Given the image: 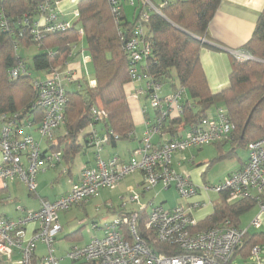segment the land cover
<instances>
[{
	"label": "built area",
	"instance_id": "built-area-1",
	"mask_svg": "<svg viewBox=\"0 0 264 264\" xmlns=\"http://www.w3.org/2000/svg\"><path fill=\"white\" fill-rule=\"evenodd\" d=\"M39 18L34 22L31 33L36 40L41 33L61 32L68 29L70 21L61 18L56 0H37ZM115 3V0H111ZM133 3V1H132ZM152 8L156 9L151 5ZM117 18V10L113 9ZM142 19H147L143 15ZM0 27L11 30V22L0 5ZM144 28L137 24L132 36L125 41V49L130 53V78L133 84L146 78L140 64L151 52L150 42L144 39ZM122 39H125L122 37ZM238 59H251L243 49L232 50ZM26 72L20 64L11 70L17 77ZM70 75V74H68ZM72 78L58 70L49 77L39 80L38 100L33 107L42 109L37 131L41 138L53 141L56 132L66 123L68 103L67 82ZM163 84L148 82L146 87L133 88L131 94L139 99L147 95L151 106L157 111L153 121H147V129L141 144L134 148L128 158L116 152L102 155L105 146L119 136L111 129H99L91 124L88 145L96 150L94 159L86 162L80 170L77 181L63 195L55 200L41 199L39 209H25L18 206L21 215L12 219L0 214V255L12 258L15 249L21 256L19 264H31L36 247L44 243L46 252L38 258L37 264H230L234 252L251 229L262 227L260 214L264 213V138L250 141L247 145L248 159L218 185H197L189 174L179 172L174 167V155L189 148H202L217 144L229 138L233 131L223 108L209 114L189 128L183 135L154 142L153 137L161 133L166 119L183 115L184 89H177L161 95ZM135 90V93H134ZM92 117L98 123L107 119L104 109L92 108ZM18 114H1L0 121V183L6 186L10 181L20 180L30 193L37 192L38 175L43 168H53L63 161L62 152L44 153L42 142L26 132L25 125L18 126ZM44 166V167H43ZM67 169L63 171L66 173ZM140 173L141 180L129 186L127 195L121 197L116 206L107 202L105 207L113 213L112 219L104 226L94 223L92 228L102 234L93 237L85 245H75L65 256L57 253L56 241L62 231L60 213L89 201L100 195L103 189H115L129 175ZM175 187L181 198L187 201L173 208L163 204L155 205L157 189L169 190ZM200 191H214L227 194L228 203L251 200L257 205L259 215L249 227H237L226 219L214 227L199 229L193 212L207 204L195 200ZM154 196H149V194ZM101 207H98L99 211ZM34 224L36 229L27 237V226ZM156 245L169 247L159 251ZM174 250L180 253H173ZM262 246H255L249 260L252 264H263Z\"/></svg>",
	"mask_w": 264,
	"mask_h": 264
},
{
	"label": "trees",
	"instance_id": "trees-1",
	"mask_svg": "<svg viewBox=\"0 0 264 264\" xmlns=\"http://www.w3.org/2000/svg\"><path fill=\"white\" fill-rule=\"evenodd\" d=\"M221 2L163 0L156 3V0H143L139 13L129 21L121 0H115V3L111 0H81L77 19L70 21L67 30L43 32L36 40L31 28L39 18L38 1L0 0L11 22V30L0 27V113L18 114V126L24 124L25 129L32 116L41 120L42 109L33 107L39 95L37 82L45 79L38 75H49L64 66L74 46L83 42L84 49L92 57L95 80H75L76 88L67 89L65 133L57 143L50 141V148L63 153L67 165L65 174L71 175L77 156L92 148L87 139L91 124H103L102 128L111 129L119 136L118 140L115 137L111 140L113 147L119 140L129 139L136 125L128 92L137 87L130 78V53L125 49V41L140 24L144 28V39L150 42L151 52L145 63L140 64L146 78L139 82V87L145 88L148 82H152L169 84L173 91L184 89L185 92L183 115L166 119L164 126L178 133V127H192L208 116L213 108H216L213 114L223 108L233 124L229 138L216 144L217 154L207 163L205 174L215 161L231 158L240 148H247L250 141L264 138V12L257 20L251 39L241 48L252 58L238 59L233 55L228 85L219 92H213L200 56L202 49L210 46L206 37ZM113 9L118 12L117 18ZM144 14L147 15L145 20L142 19ZM32 46H37L38 51L33 55L31 68L19 51ZM20 64L25 66L26 72L15 78L11 70ZM92 108L106 110L107 119L102 123L95 121ZM88 127L90 131L81 139L82 131ZM226 145H229L227 149ZM2 193L0 190V205L7 201ZM226 198L227 194L222 193L219 202L214 204V212L199 223L200 229L214 227L226 219L241 227L242 216L256 206L251 200L227 203ZM82 233L80 227L65 237L80 240ZM263 244V231L248 232L237 246L230 264H249L247 261L253 247ZM156 247L159 251L169 249L164 245ZM173 253L180 252L174 250ZM35 262L34 256L31 264Z\"/></svg>",
	"mask_w": 264,
	"mask_h": 264
},
{
	"label": "crops",
	"instance_id": "crops-1",
	"mask_svg": "<svg viewBox=\"0 0 264 264\" xmlns=\"http://www.w3.org/2000/svg\"><path fill=\"white\" fill-rule=\"evenodd\" d=\"M80 1L81 0H57V2H58L57 3V11L60 14L61 18L64 20L72 21V22L75 21L77 19L76 15H77V9H78ZM162 1L163 0H156V3H162ZM170 1H173V0H170ZM121 2L123 5L125 16H126L127 20H129V21H132L134 19L135 15L137 13H139L140 9L143 6V5H141L143 3V0H133V3L131 2V0H121ZM263 12H264V0H222L218 11L216 12L214 18L212 19V21L210 22V25H209L208 35L206 37V40L208 41L210 46L203 48L201 51V56H200L201 63H202L203 69L206 73L209 86L213 92H219L224 87H226L228 85L229 76H230V72H231V63H232V59H233L232 50L241 49L243 47V45L251 39V37L254 33V30H255L257 20ZM79 44H83V42H80ZM78 45L76 47L74 46L73 51H72L71 55L69 56L68 60L65 62L64 66H62L60 68V69H62L63 74L65 76H70L72 74L73 76L76 77V79H72V80H74L73 82H67V86L69 84H74V82H76L75 80H77L78 76L83 75V73L84 74L86 73L88 75V76H86V79L89 82H92L95 80L94 77H90V70L88 67V62H87V59H85L87 51L84 48L79 49ZM68 74H70V75H68ZM40 75H38L39 78L40 77L47 78L50 76V74L49 75L43 74L42 76H40ZM84 77L85 76L83 75V78ZM79 79L84 80V79H82V77H80ZM140 85H141V83H136L135 87L138 88ZM166 87L168 89H165ZM172 91H173V88L170 87L169 84H164L162 87V90H161V95H166L168 93H171ZM144 100H149V98L146 96H141L138 101H136L130 105L135 125L143 124V123L145 125V129H144V132L142 134L143 136H144V133L147 129V121L148 120L153 121L152 119H150V117H148L149 112L147 111V109L140 105V102L144 101ZM215 110H216V108H213L212 110L209 111V114H213ZM156 115H157V111L155 110V117H156ZM155 117H154V119H155ZM39 121L40 120H35V115L32 116V119L28 123L25 130H26V132L32 134L37 140H40L42 142L43 151H44V153L47 154L49 152H52V149L50 148L51 143L49 141L43 140L41 138L39 132L37 131ZM97 127L99 129H101L103 127V124L97 125ZM189 128H190V126H187L184 128L178 127V130H177L178 133H176L175 130L173 131V130H169V128H165L161 131V133H158L153 137V141L158 143V142L165 141L167 139H171V138L183 135L187 130H189ZM89 131H90V129H89ZM89 131H87V132H85V130L82 131L80 138L82 139ZM136 132H137V128H135V132H134L132 137H130L129 139H124V140L132 141V142L138 140V144L136 143L135 144L136 146L132 147L131 150L128 147H125V153H122V154L118 153V154L122 155L124 158H128L131 151L141 144L143 136L138 137ZM64 133H65V125L62 126L56 132V136H55V139L53 140V142L57 143L58 138L60 136H62ZM124 140H119L116 147L120 144V141H124ZM210 146L216 147V144L208 145L205 147H210ZM228 146L229 145H226L225 148L227 149ZM205 147H202V148L192 147V148L187 149L184 152L176 153L174 155V167L178 171L181 172V170H182L181 168L184 165V163L186 162V156L180 157L179 154L188 153L187 154L188 156L193 155V157H194L195 156L194 152L196 150L201 151ZM247 152H248V150H247ZM175 156L177 157V159H175ZM247 159H248V156L245 159H241L239 161V163L236 164L228 174L239 170L245 164ZM192 160H194V159H192ZM90 161H92V160L87 159V162H90ZM0 162H1V154H0ZM60 164H64L67 167L64 159ZM204 164L205 163H203V165ZM205 165L207 167V164H205ZM200 166L202 167L201 164L197 165L196 167H200ZM201 167L199 170H195V168H193V169L191 168L189 173H187L190 175L191 180L197 185H203L204 184V183H202V176H204L203 173L206 170V167H205V169H204V167L203 168H201ZM43 169H44V171H41V172L46 173L47 170H45V168H43ZM195 171H198V175L196 178H193L192 175L194 174ZM62 173L61 174L59 173L60 176L64 175ZM72 174H73V172L71 171V175H69V176H72ZM66 175H68V174H66ZM58 178H60V177H58ZM141 178L139 180H137L136 184L141 180ZM55 180H59V179H55ZM17 181L18 180H14L13 183L16 184V183H18ZM9 183H11V182H9ZM9 183L6 186H3L0 183V190L3 192L2 196H3V198H6V200H7L6 203H4V204L9 203V197L6 195L7 192H9V190H10ZM38 183H39V177H38ZM67 191L68 190H65V191L61 192L60 194H58L54 197L52 195V198L50 197L51 194H48V193H46V194L39 193V192H35L33 194L30 193L29 196L31 198H33L35 200V202L37 203L36 207L34 206V202H32V205H31L30 200H29V202L26 201L25 203H21L20 199H18L19 197L16 196L15 197L16 201H14L15 203L12 202L13 205H11V208H9L8 211H5V210L1 211L0 210V214L5 215V216L12 218V219H16L21 215L20 211L14 212V211L18 210L17 209L18 206H22L25 209L36 210V209H39V207H40L41 199L44 198V199H49V200H55L58 197H60L61 195H63L64 193H66ZM203 193L206 196L205 192L200 191L199 194L196 196L195 200L203 201V199H202V197H204ZM231 203H234V202H231ZM177 205H179V204H177ZM74 207H72L70 210H72ZM255 207H257V205ZM171 208H173V207H171ZM65 212H67V211H65ZM65 212L60 213V221L62 224V231L60 232L58 239L56 241V247L58 244H62V242H69L70 244L68 247H65V250L62 251V253L59 252V250L57 248V253L60 256H65L67 250H69L71 247H73L75 245H85L86 243L89 242V241L88 242H82V241H78V240L75 241V240H71V239L65 237L67 234H69V232L63 233L64 225L62 223V214ZM213 212H214V204L211 207L206 206V207H201V208L195 210L193 212V216L200 223L202 220H204L208 216H210ZM199 223H198V225H199ZM36 227L37 226L34 224L27 226V228H26L27 237H30L33 234ZM241 227H242V225H241ZM259 230L264 232V223ZM72 232H70V233H72ZM95 232L101 233L100 231H95ZM45 252H46L45 244L39 243L37 245L36 251H35V260H36L35 264H37L38 258L41 257L42 255H44ZM20 256H21L20 251L15 249L11 259H9L6 255H0V264H19L18 260H19Z\"/></svg>",
	"mask_w": 264,
	"mask_h": 264
},
{
	"label": "rangeland",
	"instance_id": "rangeland-1",
	"mask_svg": "<svg viewBox=\"0 0 264 264\" xmlns=\"http://www.w3.org/2000/svg\"><path fill=\"white\" fill-rule=\"evenodd\" d=\"M78 47L79 49H82L85 46L83 44H79ZM37 51H38V47L32 46L29 49L20 50L19 52L20 54L25 56V58H27L28 66L32 68V58H33V55L37 53ZM85 59H87V62H88V67L90 70V77H94L92 57L88 52L85 56ZM57 70L63 73L62 69L59 68ZM33 75L35 76L36 73L33 72ZM42 75L43 74H41L40 76ZM83 75L85 76L84 78H83ZM83 75H79L77 80H81L79 79L80 77H82V79H86V76H88L86 73L85 74L83 73ZM74 77L75 76H73L72 74L69 76V78L76 79V77L75 78ZM67 88L68 90H73L76 88V85L69 84ZM165 89H168V88L166 87ZM134 93H135V90H134ZM138 100L139 99L135 98L134 94H131V90H130L128 92V102L130 103V105ZM140 105L147 109V111L149 112L148 117L154 120L155 110L151 107L150 100L141 101ZM0 121H1V113H0ZM136 128H137L136 133L138 137L139 136L142 137L143 136L142 134L145 129L144 123L136 125ZM89 129H90L89 127L86 128L85 132L89 131ZM136 143L138 144V140L134 142L124 140V141H120V144L117 147L107 145L105 146V149L103 150L102 155L106 156L108 153L112 151L120 153V154L125 153V147H128L131 150L132 147L136 146L135 145ZM95 152L96 150L94 148H87L77 156L75 162L72 165V172H73L72 176L62 173L67 168L64 164H59L53 168L46 167L45 170H47V172L46 171H45L46 173L41 172L38 175L39 183L37 187V192L44 193V194L46 193L51 194V196L50 195L49 196L52 198V195L54 197L65 190H69L72 187V185L77 181V177L79 176L80 170L83 167V165L87 162V159H90V160L94 159V155L96 154ZM187 154L188 153L179 154L180 157L186 156V162L181 168L182 169L181 172L186 173V174L189 173L191 168L192 169L195 168V170H199L201 166L200 167H196V166L200 164L202 165L201 168L204 167L205 169L206 167L205 164H207L213 157L216 156L217 149L215 146H210V147H205L201 151L196 150L194 152L195 154L194 157L193 155L188 156ZM247 156H248L247 149L240 148L235 156L231 158H224L222 160L215 161L214 163L210 165L206 173L203 174L204 176H202V183L204 184L206 183L209 185L220 184L223 180L226 179V177L228 176V173L232 170V168L236 164H238L241 159L247 158ZM175 159H177L176 156H175ZM203 163L205 164L203 165ZM59 173L60 174L62 173L64 175L60 176ZM197 175H198V171H195L192 176L193 178H196ZM141 177L142 176L140 173L131 174L126 179H124L117 188L113 190L103 189L100 192L99 196L91 198L88 202H84L78 206H75L72 210H69L63 213L62 214V223L64 225L63 233H68V232L70 233L82 227L83 229L82 238L78 240L82 242H88L93 237L101 235V233L99 232L97 233L94 231V229L92 228L93 224L98 223L100 226H104L106 223H108L112 219L114 215L113 213L109 212V210L105 207V204L110 201L114 205L118 206L121 203V197L126 196L128 194L127 193L128 187L135 186L137 180H139ZM55 179H59V180H55ZM10 182H11L9 183L10 190L6 194L9 197V203L0 205L1 211L3 210L8 211V209L11 208V205L15 203L14 201H16L15 200L16 196L19 197L18 199H20L21 203H25L26 201L29 202L30 200L31 205H32V202H34V206L35 207L37 206V203L35 202V200L29 196L30 192L28 191V189L26 188L23 182H21L20 180H18L17 181L18 183L16 184H14L13 181H10ZM157 193H158L157 196L154 198L155 205L164 204L165 208L169 209L171 207L176 206L177 204L181 203V204L186 205L187 203L185 199L181 198V196L179 195L175 187H172L169 190H161L160 188H158ZM205 193H206V196L203 193L205 197V198L202 197L203 201L207 202L210 199L212 201V204H215L221 199V194L216 193L214 191H208ZM154 194L155 193L149 194L148 197H150V195L154 196ZM206 206L211 207L212 205L207 204ZM98 207H101L99 211L97 210ZM17 211L19 212V210H16L14 212H17ZM258 215H259V209L257 207H254L249 212L245 213L241 219L242 227L243 228L249 227L251 222ZM259 218L261 219L262 224H263L264 223L263 222L264 213L260 214ZM252 231L260 232L261 230H255L252 228L251 232ZM69 244H70L69 242H62V244H58L57 248L59 252L62 253V251L65 250V247H68ZM262 249H263L262 260L264 264V244L262 245ZM247 262L249 264L252 263V261L249 259ZM240 263H243V262L240 261ZM63 264H70V262L66 260L63 262Z\"/></svg>",
	"mask_w": 264,
	"mask_h": 264
}]
</instances>
